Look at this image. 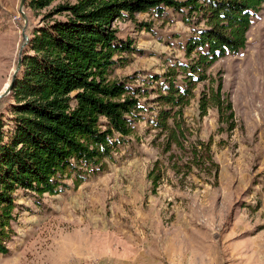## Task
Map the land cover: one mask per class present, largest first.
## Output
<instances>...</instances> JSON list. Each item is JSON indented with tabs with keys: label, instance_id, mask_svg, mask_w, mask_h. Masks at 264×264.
Here are the masks:
<instances>
[{
	"label": "rangeland",
	"instance_id": "374dc122",
	"mask_svg": "<svg viewBox=\"0 0 264 264\" xmlns=\"http://www.w3.org/2000/svg\"><path fill=\"white\" fill-rule=\"evenodd\" d=\"M74 1L33 11L25 0V22L20 0H0V93L16 66L23 29L29 38L55 5ZM114 26L135 48L111 76L139 89L134 131L114 134L110 157L65 174L52 194L16 189L0 264H264V3L245 48L218 58L195 84L182 110L179 146L155 126L164 107L157 99L167 68L189 62L185 43L194 27L168 7ZM219 78L222 96L232 102V131L214 107L200 114L202 92L210 94ZM8 104L7 95L0 117ZM202 143L210 160L201 156ZM151 173L160 176L156 185Z\"/></svg>",
	"mask_w": 264,
	"mask_h": 264
},
{
	"label": "trees",
	"instance_id": "16d2710c",
	"mask_svg": "<svg viewBox=\"0 0 264 264\" xmlns=\"http://www.w3.org/2000/svg\"><path fill=\"white\" fill-rule=\"evenodd\" d=\"M54 1L28 0L27 7L40 11ZM263 3L75 0L59 3L44 15L22 52L21 67L8 95V115L0 117V253L8 251L16 189L52 194L65 174L110 157L114 134L127 136L134 131L139 89L111 76L123 64V54L135 48L131 39L119 36L116 20L135 21L139 13L160 14L168 7L184 13V21L194 27L185 43L189 62L167 68L162 74L165 93L157 99L164 107L158 110L155 126L179 146L182 110L195 84L207 79L206 67L218 58L245 48L252 17ZM178 75L183 84L176 83ZM222 95L219 78L210 94L202 92L200 114L214 107L225 130L232 131L236 126L232 102L228 94ZM202 145L205 154L201 156L210 160L208 144ZM150 177L154 185L160 179L159 174Z\"/></svg>",
	"mask_w": 264,
	"mask_h": 264
},
{
	"label": "water",
	"instance_id": "95a60500",
	"mask_svg": "<svg viewBox=\"0 0 264 264\" xmlns=\"http://www.w3.org/2000/svg\"><path fill=\"white\" fill-rule=\"evenodd\" d=\"M24 5H25V0H20V4H19V8H18V12L20 13V15H22V17L24 18L25 22H26V15L24 13ZM22 37H23V42L19 48V53H18V58H17V61H16V66L13 70V73L11 75V79L9 81V83L7 84V86L4 88V90L0 93V100L9 95L11 90L13 89L14 87V84H15V80H16V76L18 74V71L20 70V67H21V61H22V52H23V48L27 45L28 43V36L26 35L25 33V28L23 29V32H22Z\"/></svg>",
	"mask_w": 264,
	"mask_h": 264
}]
</instances>
